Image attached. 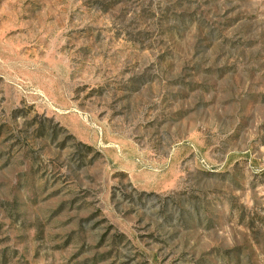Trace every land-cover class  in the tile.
Masks as SVG:
<instances>
[{
  "label": "rangeland",
  "instance_id": "374dc122",
  "mask_svg": "<svg viewBox=\"0 0 264 264\" xmlns=\"http://www.w3.org/2000/svg\"><path fill=\"white\" fill-rule=\"evenodd\" d=\"M0 264H264V0H0Z\"/></svg>",
  "mask_w": 264,
  "mask_h": 264
}]
</instances>
